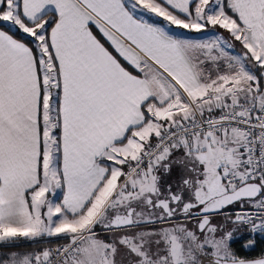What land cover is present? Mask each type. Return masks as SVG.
Listing matches in <instances>:
<instances>
[{
  "label": "snow or ice",
  "instance_id": "1",
  "mask_svg": "<svg viewBox=\"0 0 264 264\" xmlns=\"http://www.w3.org/2000/svg\"><path fill=\"white\" fill-rule=\"evenodd\" d=\"M255 234L264 0H0V264H264Z\"/></svg>",
  "mask_w": 264,
  "mask_h": 264
},
{
  "label": "trees",
  "instance_id": "2",
  "mask_svg": "<svg viewBox=\"0 0 264 264\" xmlns=\"http://www.w3.org/2000/svg\"><path fill=\"white\" fill-rule=\"evenodd\" d=\"M249 236L248 233H246V235L242 236L244 239H247ZM255 240H256V246H255V251H252V250H248V251H243L242 250V242L241 241H237L236 243H234V248L236 250L239 251V254L241 256H249V257H252V256H257L259 255V253L261 251H264V238H258V237H255ZM26 244V243H25ZM54 245V244H52ZM51 245L47 244V243H43V244H38V245H33L30 250H33V248L36 250L37 248H43V247H49ZM27 248V247H26ZM1 251H7V249H3V248H0ZM4 253H2L3 255Z\"/></svg>",
  "mask_w": 264,
  "mask_h": 264
},
{
  "label": "rangeland",
  "instance_id": "3",
  "mask_svg": "<svg viewBox=\"0 0 264 264\" xmlns=\"http://www.w3.org/2000/svg\"><path fill=\"white\" fill-rule=\"evenodd\" d=\"M153 19H155V18H153ZM177 31H179V30H177ZM227 34L225 33V36H226ZM215 222L216 223H224L225 221H224V217H217L216 218V220H215ZM229 227H230V225H229ZM246 233H247V231L246 230H242V232H241V235L242 236H244V235H246ZM249 237V236H248ZM22 243H28V242H22ZM21 251H34L35 249L33 248V250H30V248H23V249H20ZM6 252V250L5 251H1L0 250V256H2V253H5Z\"/></svg>",
  "mask_w": 264,
  "mask_h": 264
},
{
  "label": "built area",
  "instance_id": "4",
  "mask_svg": "<svg viewBox=\"0 0 264 264\" xmlns=\"http://www.w3.org/2000/svg\"><path fill=\"white\" fill-rule=\"evenodd\" d=\"M248 234H249V236L250 235H252V234H250L249 232H247ZM255 237H258V238H264V234H255ZM56 245L54 244V245H51L50 247H55Z\"/></svg>",
  "mask_w": 264,
  "mask_h": 264
}]
</instances>
